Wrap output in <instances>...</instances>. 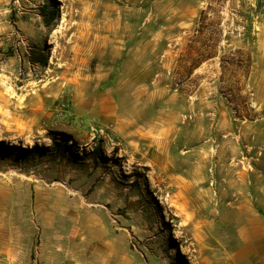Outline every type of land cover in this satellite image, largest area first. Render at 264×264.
I'll return each instance as SVG.
<instances>
[{"label":"rangeland","instance_id":"rangeland-1","mask_svg":"<svg viewBox=\"0 0 264 264\" xmlns=\"http://www.w3.org/2000/svg\"><path fill=\"white\" fill-rule=\"evenodd\" d=\"M248 242L264 0H0V264H236Z\"/></svg>","mask_w":264,"mask_h":264},{"label":"crops","instance_id":"crops-1","mask_svg":"<svg viewBox=\"0 0 264 264\" xmlns=\"http://www.w3.org/2000/svg\"><path fill=\"white\" fill-rule=\"evenodd\" d=\"M236 264H264V242H248L238 258Z\"/></svg>","mask_w":264,"mask_h":264},{"label":"trees","instance_id":"trees-1","mask_svg":"<svg viewBox=\"0 0 264 264\" xmlns=\"http://www.w3.org/2000/svg\"><path fill=\"white\" fill-rule=\"evenodd\" d=\"M57 143V142H56ZM99 151H102L101 147L97 146V148H95L94 152L95 153H99Z\"/></svg>","mask_w":264,"mask_h":264},{"label":"bare ground","instance_id":"bare-ground-1","mask_svg":"<svg viewBox=\"0 0 264 264\" xmlns=\"http://www.w3.org/2000/svg\"><path fill=\"white\" fill-rule=\"evenodd\" d=\"M119 115V114H118ZM126 117H128V116H126ZM126 119V118H125Z\"/></svg>","mask_w":264,"mask_h":264}]
</instances>
